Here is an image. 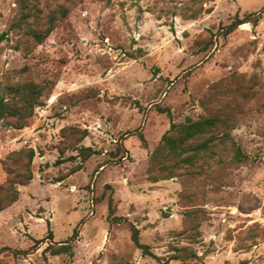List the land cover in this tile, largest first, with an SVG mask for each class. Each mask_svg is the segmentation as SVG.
Listing matches in <instances>:
<instances>
[{
    "label": "rangeland",
    "instance_id": "374dc122",
    "mask_svg": "<svg viewBox=\"0 0 264 264\" xmlns=\"http://www.w3.org/2000/svg\"><path fill=\"white\" fill-rule=\"evenodd\" d=\"M189 6L0 0V90H44L30 126L0 121V186L7 167L22 173L13 153L35 151L34 180L0 214V264H264V0H215L196 19ZM52 22L38 45L32 33ZM160 108L176 123L230 121L196 169L155 183L152 155L172 124ZM81 147L98 154L84 162ZM111 200L124 223L110 220ZM76 230L73 257L47 251Z\"/></svg>",
    "mask_w": 264,
    "mask_h": 264
},
{
    "label": "trees",
    "instance_id": "16d2710c",
    "mask_svg": "<svg viewBox=\"0 0 264 264\" xmlns=\"http://www.w3.org/2000/svg\"><path fill=\"white\" fill-rule=\"evenodd\" d=\"M172 2H181L189 6L187 16L188 19H196L203 13H211L213 9H205L204 5L215 2V0H171ZM198 8V9H196ZM67 12L64 13L66 16ZM256 14H250L247 19L250 21L255 19V25L258 26L259 20ZM257 18V19H256ZM249 21V22H250ZM243 21H237L233 26L228 27L226 35L234 32L238 24ZM54 23H50V27L46 32H33V38L38 45L43 44L50 34L54 31ZM6 35L1 37V40ZM44 96V90L38 84L29 82L17 86H9L4 90H0V121L4 128L13 130H23L30 126L31 120L34 117L35 109L41 106V99ZM160 111L167 113L170 117L172 124L169 132L164 135L159 147L152 155L153 164L150 170H158L161 176H151L152 182H159L160 180H169L178 176V173L184 170H194L197 168L199 162L206 158V153L210 151L212 142H214L219 135L223 134L224 128L228 127L230 117L222 115H205L198 120L193 121L189 119L185 123H176L173 120L172 112L169 108ZM76 133H81L82 137L80 142L84 141L89 133L87 130L74 129ZM140 138L144 141L143 134L139 133ZM84 162L88 161L91 157L98 154L97 151L90 147H81L76 149ZM13 155L22 157L26 162L21 168V174L18 179L12 177L14 171L7 167L6 172L8 179L6 184L0 186V214L8 208L19 202L20 191L17 186H28L33 180L34 175L32 165L35 158V151L33 149L23 150L13 153ZM12 156V155H11ZM237 158L243 160L245 157L241 150L237 149ZM191 172V171H189ZM110 220L115 223H124L126 219L122 217H114L116 212L115 207L110 201ZM132 241L135 246L142 250L145 255L151 254V249L148 245L143 244L141 241V231L134 224H131ZM77 236L75 235L69 242L57 244L56 246H49L47 251L51 252L53 256L70 255L74 256V247L72 241ZM53 238L50 233L49 239Z\"/></svg>",
    "mask_w": 264,
    "mask_h": 264
}]
</instances>
